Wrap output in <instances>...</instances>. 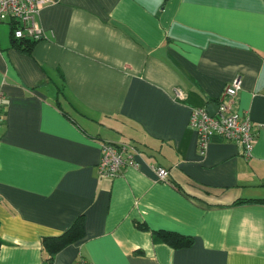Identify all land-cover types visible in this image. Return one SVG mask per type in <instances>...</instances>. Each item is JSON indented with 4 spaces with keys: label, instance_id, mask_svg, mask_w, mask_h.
<instances>
[{
    "label": "crops",
    "instance_id": "obj_1",
    "mask_svg": "<svg viewBox=\"0 0 264 264\" xmlns=\"http://www.w3.org/2000/svg\"><path fill=\"white\" fill-rule=\"evenodd\" d=\"M39 23L30 45L0 22V264H264V0H59ZM236 77L251 155L215 133L201 154L191 109ZM105 143L140 166L100 177Z\"/></svg>",
    "mask_w": 264,
    "mask_h": 264
},
{
    "label": "built area",
    "instance_id": "obj_2",
    "mask_svg": "<svg viewBox=\"0 0 264 264\" xmlns=\"http://www.w3.org/2000/svg\"><path fill=\"white\" fill-rule=\"evenodd\" d=\"M59 0H0V22H8L12 37L15 39L38 40L43 36L39 23L40 10ZM241 88L239 77L227 84L217 100V110L210 115L205 108H192L188 125L197 133L198 147L201 154L206 150L208 137L215 133L222 138L234 141L242 146L245 157L251 155L256 135L247 114L238 113L233 109V101ZM175 97H183L179 88L174 89ZM1 98V95H0ZM2 102L0 100V124L3 121ZM140 151L131 144L105 143L97 164L100 177H115L127 166H140ZM153 171L161 180L167 178V169L153 165ZM74 264H89L83 257H78Z\"/></svg>",
    "mask_w": 264,
    "mask_h": 264
},
{
    "label": "trees",
    "instance_id": "obj_3",
    "mask_svg": "<svg viewBox=\"0 0 264 264\" xmlns=\"http://www.w3.org/2000/svg\"><path fill=\"white\" fill-rule=\"evenodd\" d=\"M26 40L30 42V45L34 42L30 39H17ZM264 201V200H262ZM82 221L78 219L72 226L62 234L56 236H47L42 239V246L49 254L48 262L51 261L53 255L66 246L67 244L77 240L82 236ZM153 237L161 242L168 244L171 247H183L192 243V239L189 236L168 230H155L152 232ZM2 240L0 239V245Z\"/></svg>",
    "mask_w": 264,
    "mask_h": 264
},
{
    "label": "water",
    "instance_id": "obj_4",
    "mask_svg": "<svg viewBox=\"0 0 264 264\" xmlns=\"http://www.w3.org/2000/svg\"><path fill=\"white\" fill-rule=\"evenodd\" d=\"M217 110V105L214 104V105H210L207 107V111L210 115H213Z\"/></svg>",
    "mask_w": 264,
    "mask_h": 264
}]
</instances>
